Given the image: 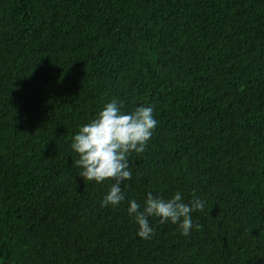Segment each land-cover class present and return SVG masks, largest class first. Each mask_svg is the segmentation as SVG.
I'll use <instances>...</instances> for the list:
<instances>
[{
    "label": "trees",
    "instance_id": "1",
    "mask_svg": "<svg viewBox=\"0 0 264 264\" xmlns=\"http://www.w3.org/2000/svg\"><path fill=\"white\" fill-rule=\"evenodd\" d=\"M113 99L157 126L101 207L71 143ZM176 192L190 234L140 238ZM0 264H264V0H0Z\"/></svg>",
    "mask_w": 264,
    "mask_h": 264
},
{
    "label": "clouds",
    "instance_id": "2",
    "mask_svg": "<svg viewBox=\"0 0 264 264\" xmlns=\"http://www.w3.org/2000/svg\"><path fill=\"white\" fill-rule=\"evenodd\" d=\"M123 103L116 99L105 104L95 118L79 128L74 135L71 148L77 154L75 166L82 169L79 175L87 181L101 183L114 180L103 198L101 207L118 206L126 198L121 183L131 179L128 157L132 152L142 153L157 126L152 107H138L132 113H124ZM204 202L192 194V200L185 203L182 194L176 192L165 200L147 194L143 208L135 200L130 201L129 215L138 225L137 235L151 239L154 229L149 217L159 218L164 224L178 225L180 233L188 236L193 229L192 213L203 211ZM199 230L201 225L196 224Z\"/></svg>",
    "mask_w": 264,
    "mask_h": 264
}]
</instances>
